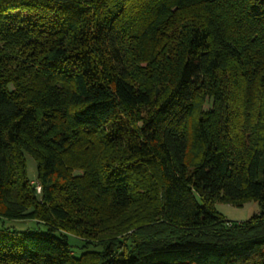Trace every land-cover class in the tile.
I'll list each match as a JSON object with an SVG mask.
<instances>
[{
	"label": "trees",
	"instance_id": "16d2710c",
	"mask_svg": "<svg viewBox=\"0 0 264 264\" xmlns=\"http://www.w3.org/2000/svg\"><path fill=\"white\" fill-rule=\"evenodd\" d=\"M0 264H264V0H0Z\"/></svg>",
	"mask_w": 264,
	"mask_h": 264
},
{
	"label": "rangeland",
	"instance_id": "374dc122",
	"mask_svg": "<svg viewBox=\"0 0 264 264\" xmlns=\"http://www.w3.org/2000/svg\"><path fill=\"white\" fill-rule=\"evenodd\" d=\"M26 157L29 178L32 182H35L38 175L37 163L30 155H27ZM215 206L216 209L230 221H244L249 219L252 215L260 212V205L256 201H248L242 206H236L226 202H217ZM1 225L20 231L27 229L33 231L38 228L43 231L47 230L46 226L43 224H38L36 221L30 219H3ZM75 242H77L76 238L71 237V243Z\"/></svg>",
	"mask_w": 264,
	"mask_h": 264
},
{
	"label": "built area",
	"instance_id": "2783aa9c",
	"mask_svg": "<svg viewBox=\"0 0 264 264\" xmlns=\"http://www.w3.org/2000/svg\"><path fill=\"white\" fill-rule=\"evenodd\" d=\"M33 183L36 184L37 190L40 192L41 191V186H40L39 182L38 181H35Z\"/></svg>",
	"mask_w": 264,
	"mask_h": 264
}]
</instances>
